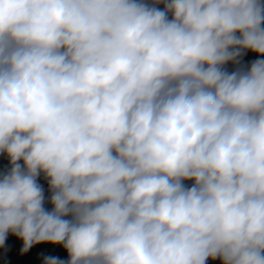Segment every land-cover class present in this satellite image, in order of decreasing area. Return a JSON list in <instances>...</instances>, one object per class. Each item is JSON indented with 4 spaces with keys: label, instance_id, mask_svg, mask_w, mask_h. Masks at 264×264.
Segmentation results:
<instances>
[{
    "label": "clouds",
    "instance_id": "clouds-1",
    "mask_svg": "<svg viewBox=\"0 0 264 264\" xmlns=\"http://www.w3.org/2000/svg\"><path fill=\"white\" fill-rule=\"evenodd\" d=\"M248 51L264 0H0V246L264 264V59L224 67Z\"/></svg>",
    "mask_w": 264,
    "mask_h": 264
},
{
    "label": "trees",
    "instance_id": "trees-1",
    "mask_svg": "<svg viewBox=\"0 0 264 264\" xmlns=\"http://www.w3.org/2000/svg\"><path fill=\"white\" fill-rule=\"evenodd\" d=\"M163 7V4H161ZM257 59H264L257 54L248 51L239 58V63L229 62L226 64L225 70L229 71L236 66H250ZM10 168L8 157L0 154V174L5 173ZM38 183L44 190L45 207L51 210L50 191L48 181L41 175ZM192 181H185V185L190 187ZM23 241L16 236L9 234L3 246H0V264H45L47 258H56L60 261H67L68 254L62 245H54L49 243H41L33 245L27 252H22ZM206 264H222L219 259H209Z\"/></svg>",
    "mask_w": 264,
    "mask_h": 264
},
{
    "label": "crops",
    "instance_id": "crops-1",
    "mask_svg": "<svg viewBox=\"0 0 264 264\" xmlns=\"http://www.w3.org/2000/svg\"><path fill=\"white\" fill-rule=\"evenodd\" d=\"M241 68H245V69H241ZM248 68V66H236L233 68L232 71H228L229 73L233 72V71H237V70H246Z\"/></svg>",
    "mask_w": 264,
    "mask_h": 264
},
{
    "label": "rangeland",
    "instance_id": "rangeland-1",
    "mask_svg": "<svg viewBox=\"0 0 264 264\" xmlns=\"http://www.w3.org/2000/svg\"><path fill=\"white\" fill-rule=\"evenodd\" d=\"M148 2L150 3L151 0H148ZM158 7H160L161 9H163V7L161 5H159ZM241 69H245V68H241ZM232 70H233V68H231L229 71H232Z\"/></svg>",
    "mask_w": 264,
    "mask_h": 264
}]
</instances>
